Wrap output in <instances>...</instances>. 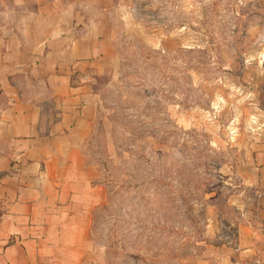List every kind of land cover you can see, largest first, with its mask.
<instances>
[{"label": "rangeland", "instance_id": "1", "mask_svg": "<svg viewBox=\"0 0 264 264\" xmlns=\"http://www.w3.org/2000/svg\"><path fill=\"white\" fill-rule=\"evenodd\" d=\"M110 18L81 264H250L237 237L262 197L241 175L264 152V0H120Z\"/></svg>", "mask_w": 264, "mask_h": 264}, {"label": "crops", "instance_id": "2", "mask_svg": "<svg viewBox=\"0 0 264 264\" xmlns=\"http://www.w3.org/2000/svg\"><path fill=\"white\" fill-rule=\"evenodd\" d=\"M119 1L0 0V15L19 14L0 24V264H81L86 255L101 190L83 146L94 128L93 75L114 59ZM241 178L262 197L240 226L238 258L264 264L263 151Z\"/></svg>", "mask_w": 264, "mask_h": 264}, {"label": "trees", "instance_id": "3", "mask_svg": "<svg viewBox=\"0 0 264 264\" xmlns=\"http://www.w3.org/2000/svg\"><path fill=\"white\" fill-rule=\"evenodd\" d=\"M203 241H205V243H208V241H207V240H203Z\"/></svg>", "mask_w": 264, "mask_h": 264}]
</instances>
